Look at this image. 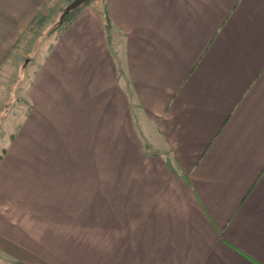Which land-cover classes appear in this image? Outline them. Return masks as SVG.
Wrapping results in <instances>:
<instances>
[{
  "label": "crops",
  "instance_id": "crops-1",
  "mask_svg": "<svg viewBox=\"0 0 264 264\" xmlns=\"http://www.w3.org/2000/svg\"><path fill=\"white\" fill-rule=\"evenodd\" d=\"M95 1L28 81L33 105L0 157V252L33 250L38 219L65 211L12 209L11 186L38 164L63 176L65 139H95L105 118V131L138 133L126 138L142 152L135 264H264V0ZM41 2L0 0V61Z\"/></svg>",
  "mask_w": 264,
  "mask_h": 264
},
{
  "label": "rangeland",
  "instance_id": "rangeland-1",
  "mask_svg": "<svg viewBox=\"0 0 264 264\" xmlns=\"http://www.w3.org/2000/svg\"><path fill=\"white\" fill-rule=\"evenodd\" d=\"M72 1L44 0L39 3L42 8L26 29L17 35L14 46L0 61V157L10 137L23 124L22 117L33 105L26 101L25 93L28 81L39 72L42 58L48 56L45 51L47 44H54L55 38L64 32L68 22L77 14L78 8H75L61 20L65 8ZM94 2L88 0L81 5L85 10L89 3ZM7 37L6 46L12 35L7 34ZM104 122L105 118H102L98 124L101 130L96 131L95 139L91 135V141L83 135L88 131L80 133L81 141L75 140V145L73 136L65 139L71 146L65 148L63 176L60 163L59 170H53V177L43 173L38 164L35 166L37 173L33 178L30 175V185H20V180H23L20 178L18 184L11 186L19 191L17 193L14 189L11 192L15 206L12 209L19 208L20 201H24L32 202V205L48 203V209L56 204L64 205L65 211H49L50 218L38 219L37 225L29 230L31 233H27V238L35 239L33 250L24 239L20 246L23 251L17 252L19 258H10L5 252H0V264H135L136 254H131L136 249V242L131 240L137 230L135 215L130 226L128 219L129 208L135 205L137 158L142 154L134 139L138 133L131 129L134 138L130 135L128 140L129 131H105ZM132 123L135 128L139 125L134 119ZM149 163L152 162L140 164L151 168ZM26 166L28 163L22 164L23 169ZM25 177L29 181L28 175ZM14 180L18 181L16 177ZM37 212L45 214L44 210ZM37 231L42 233L39 235Z\"/></svg>",
  "mask_w": 264,
  "mask_h": 264
},
{
  "label": "water",
  "instance_id": "water-1",
  "mask_svg": "<svg viewBox=\"0 0 264 264\" xmlns=\"http://www.w3.org/2000/svg\"><path fill=\"white\" fill-rule=\"evenodd\" d=\"M86 1H88V0H73L72 2H70V3L67 5V7L65 8V10H64V12H63V14H62V16H61V20L64 18V16H65L68 12H70L71 10H73V9H75V8H77V7H79L82 3L86 2ZM61 20H60V21H61Z\"/></svg>",
  "mask_w": 264,
  "mask_h": 264
}]
</instances>
